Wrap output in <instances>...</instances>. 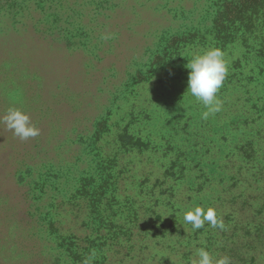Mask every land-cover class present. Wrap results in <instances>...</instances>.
<instances>
[{
	"label": "rangeland",
	"instance_id": "374dc122",
	"mask_svg": "<svg viewBox=\"0 0 264 264\" xmlns=\"http://www.w3.org/2000/svg\"><path fill=\"white\" fill-rule=\"evenodd\" d=\"M226 1L0 0V115L22 109L40 129L21 140L0 125V264H192L199 247L231 264H264L263 180L250 179L264 169L247 173L240 187L223 175L235 163L250 166L253 150L260 153L251 165L264 168V119L254 115V126L244 117L264 101V58L233 69L245 49L225 37L231 25L222 16L233 11ZM252 22L264 35V10L245 24ZM211 47L228 66L217 93L221 121L204 154L214 176L204 186L195 176L171 180L179 206H142L173 160L163 151L173 126L165 118L204 111L186 91V64ZM240 78L242 88L228 84ZM137 113L152 118L136 125ZM126 131L149 147L121 143ZM186 136L171 138L176 155ZM248 139L240 152L236 144ZM104 166L111 167L109 184ZM196 206L214 207L225 229L205 223L193 230L183 215ZM234 228L237 235L226 236Z\"/></svg>",
	"mask_w": 264,
	"mask_h": 264
},
{
	"label": "trees",
	"instance_id": "16d2710c",
	"mask_svg": "<svg viewBox=\"0 0 264 264\" xmlns=\"http://www.w3.org/2000/svg\"><path fill=\"white\" fill-rule=\"evenodd\" d=\"M224 5L228 7L231 6L233 8V11L230 15L222 16L224 20H226V23L228 22L231 25L230 33L226 32L225 37L226 39L227 38L229 39V44L232 47L234 48L240 47L245 49V50H241L243 54L241 57H238L237 63L234 64L233 69L235 68V65L239 66L240 64H242L243 59L248 62H255L256 59L264 58V44H262L260 41L262 40V37H264V35L261 33H256V27L253 22L250 23L249 26L245 24L246 18H248V16L254 13L257 14L258 12H260V10H264V0H231L230 2L226 1ZM239 29H242L244 33L242 32V34L238 36ZM234 31L237 32L233 33ZM223 44H227V41H225ZM255 46H259V50H251V48H255ZM174 53L175 50H172L173 55ZM242 80L243 78L234 79V80L231 79L228 84L233 83L234 81L236 85H239L242 88L240 84V81ZM224 105L227 106L225 102ZM242 106L243 104H241V107ZM263 109H264V101L261 103L256 102V104H254V106L251 107V110L248 113L245 110L246 116L244 117L245 119H248L247 122H245V125L250 123L251 125L257 126L258 119L257 120L254 119V115L260 114L261 118L264 119L262 115ZM236 110H238V107ZM204 111H206L205 107H204ZM220 112L216 113L214 116H210L207 120L202 119L201 118L202 113L198 114V112H196V114H192L188 116L183 120L182 118H179L180 114H178V112H174V114L170 116L168 115L165 118L164 123L167 125V122L168 123L172 122L173 126L172 127L168 126L167 136L165 134L166 140L164 139L162 144L163 151H167L168 155L173 154V160L170 162V168H167L165 170V174L161 176L160 179H158L159 180L158 183L151 186L150 192L149 189L146 191L145 196L142 198L143 199L142 200L143 205L141 204L142 206H153V207L179 206L178 188L175 187L176 185H171V182H173L171 180L175 181L179 178L186 176H188L187 179L189 178L191 179L193 176H195L196 178L195 181L199 180L200 185L202 186L210 182L212 176H214V172H213L214 164L209 163L210 160L209 162H205L204 154L210 153L209 150L211 148V143H212L211 141H209L211 140L210 133H211V129L214 128L215 125L221 121ZM139 114L137 113L134 117L131 118L130 121H134V123L136 121L137 123L136 125H139L140 123H142L139 122L140 120H142V117L148 119L152 118L150 114H145L146 116L143 115L142 117ZM234 122H236V120H233V123ZM184 133L188 135L186 136V138L189 139L188 145L187 144H186L187 146L184 145V151L182 153H177L176 155L175 152H177V150L175 149L174 146L176 144H174L175 142H172L171 138L177 135L180 138L184 137ZM99 134L97 135L99 136ZM259 134L264 135V126L259 128ZM120 140L121 143H126L132 146L144 147V148L149 147V144L147 142L144 141L142 142L141 137H135L128 131L124 132ZM192 141L195 142V145L190 144V142ZM249 143H251V139L244 141L241 145L236 144V146L240 147L241 149H239V151L242 152L244 148L245 149L247 148V144ZM119 152H120V148H119ZM259 153L260 152H258V150L252 151V153L250 154L251 161H249L250 166H247L245 164H239L238 166L235 165L236 163L234 162L235 164L232 165V167L230 166L226 173L225 172L223 173V175L229 176L228 178L229 181H233L230 186L240 187L239 183L244 184V181H246L245 177L248 176L247 173H251L254 175H259L262 173L259 171V169H264V168H257V167L255 168L254 165H251L254 158H258ZM103 161L105 160L104 159L101 160L102 164L104 163ZM107 166L109 167L110 164H108ZM107 166H104L103 170H105V172H101V175L104 177V182L106 184H109L108 182L110 181L109 178H111L112 176L108 172L109 169H111V167L108 168ZM225 167L227 168V164H225ZM189 172H195V173L194 174L191 173V175L189 176L188 175ZM262 176H264V173L262 174ZM262 176H257L256 178L254 177L252 178L250 176L249 177L254 184L255 182L263 180L262 186L264 188V177ZM167 182L169 183L167 186H165ZM201 188H202L201 186H198V190H200ZM220 195H222V193H220ZM236 197L237 196H235V198ZM102 198L101 200L103 203L105 202L103 201L105 197L103 199ZM249 200L250 199H246V197L244 196L243 202H245V204L246 202L248 203ZM236 202L237 204H240L242 206V201L239 200ZM104 206H108L107 203ZM140 208L141 207H137L136 209H140ZM131 216L134 217L135 220H137V211L132 212ZM238 224L239 223L236 222L234 223V225H238ZM247 228L248 226H242V229H247ZM215 234L216 232H211L209 230V237H213ZM226 234L227 232L222 231V236H221L222 240L225 239L224 237ZM232 235L234 236L237 235V228L232 229L231 233H228L226 236L230 237Z\"/></svg>",
	"mask_w": 264,
	"mask_h": 264
},
{
	"label": "clouds",
	"instance_id": "9594fccd",
	"mask_svg": "<svg viewBox=\"0 0 264 264\" xmlns=\"http://www.w3.org/2000/svg\"><path fill=\"white\" fill-rule=\"evenodd\" d=\"M107 38V37H105ZM186 68L189 69L187 92L205 107L201 118L207 120L210 116L222 110L223 102L217 93L222 87L228 73V66L221 49L211 47L200 54L193 55L188 60ZM0 125L5 126L21 140H28L40 135V129L31 122L30 115L22 109L11 107L6 114L0 115ZM183 221L191 224L193 230H198L208 223L212 228L225 229L223 219L218 217L214 207L196 206L185 211ZM195 259L192 264H231L228 256L214 259L206 247L195 249ZM94 258V254L93 257ZM91 258H86L84 264H89Z\"/></svg>",
	"mask_w": 264,
	"mask_h": 264
}]
</instances>
